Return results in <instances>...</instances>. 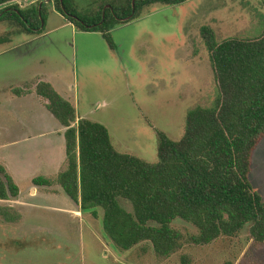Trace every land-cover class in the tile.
Segmentation results:
<instances>
[{"label": "rangeland", "instance_id": "obj_1", "mask_svg": "<svg viewBox=\"0 0 264 264\" xmlns=\"http://www.w3.org/2000/svg\"><path fill=\"white\" fill-rule=\"evenodd\" d=\"M46 1L54 3L22 0L21 6ZM111 1L73 0L83 15L109 8ZM53 3L44 7L46 35L35 42L31 39L38 35L0 23V52H8L0 57V77L44 59L46 68L67 77L80 116L106 126L118 152L151 164L159 161L157 131L179 141L188 111L212 107L219 95L201 28L211 27L219 42L264 34L263 0H183L146 6L129 23L117 25L112 49L102 33L68 24ZM252 163L251 183L264 198V139ZM21 188L24 204L0 200V264H264V243L256 242L249 229L199 246L190 241L199 230L184 221L173 225L183 236L182 247L167 258L150 243L120 250L104 233L103 211L97 217L65 212L76 210L66 193L31 200L30 184L24 180ZM15 205L27 207L20 211ZM4 209L19 220L5 219Z\"/></svg>", "mask_w": 264, "mask_h": 264}, {"label": "trees", "instance_id": "obj_2", "mask_svg": "<svg viewBox=\"0 0 264 264\" xmlns=\"http://www.w3.org/2000/svg\"><path fill=\"white\" fill-rule=\"evenodd\" d=\"M181 2L112 0L109 8L93 15L79 13L73 0H54V5L81 31L102 33L114 49L111 31L117 25L129 23L146 6ZM44 7L42 2L23 8L15 0H0V23L42 35ZM200 34L210 52L219 95L212 107L188 111L179 141L157 131L156 164L118 152L108 128L100 123L80 119L75 126V106L51 84L37 86V94L67 131L64 169L54 180L34 179V185H59L81 213L97 217L103 211L104 233L120 250L150 243L158 256L169 257L183 243L182 234L173 228L176 221L199 230L190 238L195 245L233 238L246 229L264 243V198L251 183L254 152L264 139V34L221 42L209 26ZM19 196V187L0 164V200ZM8 212L11 209H4L5 219L19 220L20 215Z\"/></svg>", "mask_w": 264, "mask_h": 264}, {"label": "crops", "instance_id": "obj_3", "mask_svg": "<svg viewBox=\"0 0 264 264\" xmlns=\"http://www.w3.org/2000/svg\"><path fill=\"white\" fill-rule=\"evenodd\" d=\"M50 3L53 2H42L45 5ZM45 35L35 36L31 41L35 42L38 37ZM7 53L0 52V57ZM46 62L44 59H35L36 64L32 65V62L29 65L33 69L27 66L21 71L10 73L8 77H0V164L20 189L18 200H11L15 204H24L21 200H26L21 188L24 180L30 184L27 195L31 200L54 199L65 193L59 185L47 187L33 183L39 177L56 179L66 161L67 128L47 109L45 100L37 94V86L40 83L51 84L57 93L75 106L72 85L67 77L63 72L46 68ZM9 119L10 123H7ZM80 119L85 118L77 113L75 126ZM16 206L20 211L27 207ZM75 206L76 210L63 211L79 215L80 206Z\"/></svg>", "mask_w": 264, "mask_h": 264}, {"label": "built area", "instance_id": "obj_4", "mask_svg": "<svg viewBox=\"0 0 264 264\" xmlns=\"http://www.w3.org/2000/svg\"><path fill=\"white\" fill-rule=\"evenodd\" d=\"M15 4L22 5V0H15Z\"/></svg>", "mask_w": 264, "mask_h": 264}, {"label": "water", "instance_id": "obj_5", "mask_svg": "<svg viewBox=\"0 0 264 264\" xmlns=\"http://www.w3.org/2000/svg\"><path fill=\"white\" fill-rule=\"evenodd\" d=\"M134 13H135V11H134Z\"/></svg>", "mask_w": 264, "mask_h": 264}]
</instances>
